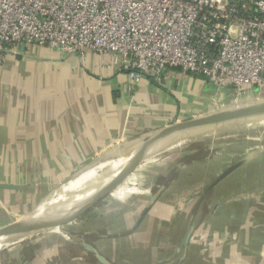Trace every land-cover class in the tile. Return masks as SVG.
Instances as JSON below:
<instances>
[{"label":"crops","instance_id":"crops-1","mask_svg":"<svg viewBox=\"0 0 264 264\" xmlns=\"http://www.w3.org/2000/svg\"><path fill=\"white\" fill-rule=\"evenodd\" d=\"M47 48L43 50L51 53L52 50L50 49L52 48ZM39 49L42 50V48ZM25 50L24 46L22 48L23 53ZM54 53L56 57L60 56L58 52ZM20 56L10 53L3 68L0 69V128L5 126L1 121L11 117V112L9 113L5 109V105L13 104V113L16 119L21 120L29 113V119H33L32 123L35 127L45 128L41 136L34 135V141L65 145L70 143L71 139L86 145L100 144L91 154L78 156L83 159H92L96 153L101 155L107 147L118 144L119 139L133 136L135 131L154 132L175 122L214 112L230 99L229 93H233L235 89L228 85L217 87L209 82L204 75H183L176 71L171 73L164 87L155 84L149 78H145L141 83L134 84L130 88L127 73L121 69L119 64L114 63L112 54L100 55L85 51L83 54L71 53L63 56L67 57L68 60L66 61L67 65L64 64V71L62 70L59 74V78L66 79L65 88L55 90L54 87V89H50L51 85H47L44 89L30 91L32 96L29 99L30 109L23 110L22 103L25 94L22 88L8 87L10 83L5 77L9 70L16 69L17 64L22 62ZM31 64L30 76L32 79H41L43 75L47 80L50 78L48 75L53 70L52 65L49 67L50 62L35 63L33 61ZM18 80L15 83L22 82L23 78ZM251 91H257V88L254 87ZM82 93L87 97L79 98V101L86 104L78 102L76 108L71 107L68 103L59 105V101L62 100L60 98L73 97L74 95L80 97ZM67 100L70 101V98L65 99V101ZM44 138L45 140H43ZM61 153L69 152L62 150ZM132 177L133 175L129 179L132 180ZM172 183H175V177L167 184L170 186L173 185ZM126 184L125 182L123 186H127ZM165 185L156 189L158 195L154 197L152 195V198L143 202L142 205H139L140 200L131 202L127 205L129 210L119 214L115 211L116 206L118 208L125 206L108 202L110 210L106 212L110 213L109 221L107 220L109 230L107 234H98V238L101 241L110 239V244L106 245L109 252L104 251L95 242L88 243L92 244L110 262L114 253L116 256H122L119 261L125 264H157L175 259L178 261L177 264H191L188 263L191 257L195 260L192 264H264V232H261L262 234L257 238L255 235L247 233L249 229L256 231V228L264 226V222L249 223V220L254 217V213L249 210L231 212L227 209L225 215H219L222 219L220 225H216L214 222L217 215L210 218L205 216L198 221L197 216L192 218L189 213L194 208L204 209L208 202L194 200L193 195H190L191 191L188 197L183 196V192L188 189L187 186H180L173 192H169L167 194V196L169 195L168 199L163 198L165 197L164 194L163 197H160L162 193L167 192ZM128 190L127 188L124 191H117L116 194L121 195ZM197 190L199 192V189H196V192ZM257 204H261V202H257ZM100 206L91 207L76 221L78 220L81 226L91 221L96 225L100 214L95 210ZM134 206L136 207L134 208ZM202 211H198L197 214H202ZM136 212H138L137 216H135ZM229 212L231 214L228 215ZM185 218H190L187 227L183 226L186 221ZM117 224L125 226L117 231ZM138 226L140 227L137 228ZM143 226L154 233L153 239L149 238L148 241L155 239L156 243L162 245L157 247L156 253L153 252L157 254L156 258H151L149 251V253L145 251L142 256L141 253L144 249L140 250L134 246V240L143 239V236L137 233L139 229H143ZM99 231L107 232V229L100 228ZM204 231L206 233L204 237L206 240L203 244L205 253L202 251L203 248H200L203 245L198 244L199 248L196 249L192 243ZM93 232L96 233V231ZM55 235L62 238L66 237L64 232ZM181 239L182 243H179ZM123 241H126L127 245L129 244L128 250H124L125 253L119 255L115 247L122 246ZM72 244L80 245L77 247V250L79 249L77 256L83 258L92 254L94 258L96 257L94 252L87 250L82 244ZM70 245L71 243H68L66 247L55 249V253L69 260L75 253L70 252ZM187 247H192V252L188 251ZM254 248L259 249L260 253L256 254Z\"/></svg>","mask_w":264,"mask_h":264},{"label":"rangeland","instance_id":"rangeland-1","mask_svg":"<svg viewBox=\"0 0 264 264\" xmlns=\"http://www.w3.org/2000/svg\"><path fill=\"white\" fill-rule=\"evenodd\" d=\"M23 47H21V50H18L20 52L17 54V56L21 55L20 57H22L20 59L22 62L17 64L20 69L16 66V69L9 70L5 77L8 83H10L8 87H15V89L22 88L25 94L22 109L29 110L31 106V103L29 104V99L32 97L30 91L44 89L47 85H51L50 89L54 87L55 90H61L66 87V79L59 78V74L62 70L64 71V66L67 65L66 61L68 58L63 56L70 55L71 53H60V51L55 49H50L52 51L48 53L43 50L48 49L46 46L34 45H25L26 50L23 53ZM39 48H42V50ZM54 52H58L60 56L58 55V57H56ZM33 61L35 63L50 62L49 67L52 65L53 70H51V72L49 71L51 74L48 75L50 76L48 80L45 79L44 75L41 79L31 78V63ZM1 68H3V66ZM20 74L22 75L23 81L17 84L15 82L19 81L18 79L21 78ZM77 95L66 97L70 98V101H65L66 98H60L62 100L59 101V105L68 103L71 107L76 108L77 103L80 102L79 98L84 99L87 97L83 93L82 95L80 94V97ZM229 95L230 99L227 100L220 109H238L241 106H248L249 108L256 105L258 106V101L264 102V93L251 91L248 88L240 90L234 89L233 93L230 92ZM5 109H7L9 113L11 112V117L3 119L1 122H3L5 126L0 128V229L19 221L24 215L32 211L42 197L48 194L54 187L84 166L97 160L117 144L107 147L105 149L106 152L104 150V153L102 152L101 155H99L100 153H96L94 155L95 157L92 159H83L78 156L91 154L100 144L86 145L71 139L70 143L65 145L56 143L51 144L46 141V143L34 141V135L41 136L45 128L35 127L32 123L33 119H29V113L21 120H19V118L16 119L13 113V104L8 106L5 105ZM197 130L199 129L183 132L174 138L190 134ZM263 132L264 127H261L256 133L254 132L255 134H259V136H253L254 139L243 141L241 139H243L242 137L244 136L239 134V136H236L237 138L234 139L216 143L199 142L181 149L155 154L141 161L131 173L125 176V178L108 193V195L95 204L101 205L100 208L95 210L100 214L97 218L98 221L96 225L91 221L81 226L79 221H76L74 218L75 220L72 219L62 224L59 229L49 233L37 232L30 235H22L23 237L14 243L1 242L0 264H100L101 262L96 257L94 258L92 254L83 258L77 256L76 254H78L79 250H77V247L80 245L78 246V244L72 243L82 244V240L84 239L87 243L95 242V244L101 246L104 251L109 252L106 245L110 244V239L108 241H101L100 238H98V234H107L109 230L108 219L110 213L106 212L110 210L108 202L111 201L114 205L123 204V207L125 206L124 208H118V206H116L115 211L119 214L122 211L129 210L127 205L131 202L134 203L140 200L139 205H142L143 202L152 198V195L153 197L158 195L159 193L156 192V189L165 184L167 192L162 193L160 197L165 195L163 198L168 199L169 195L167 196V194L169 192H173L174 189L180 188V186H187L188 189L183 192V196L188 197L191 191L190 195H193L192 198L194 200L208 202V205H206L204 209L194 208L192 212L189 213V216H192V218L197 216L196 218L198 221L205 218V216H209L210 218L213 215H217L214 222L216 225H220L222 219L219 215H225V211L231 210L232 212L238 210L242 212L243 210H249L255 214L253 215L254 217L249 220L250 224L264 222V202H262V200H264ZM151 134L152 133L149 131H135L133 136L119 139L117 142L142 143L147 141ZM43 140H45V138ZM62 150L68 151L69 153H61ZM129 169L130 168L125 172ZM228 169L232 170L230 173L225 174ZM131 175H133L132 180L129 179ZM174 177L175 183L169 186L167 183L172 181ZM167 180H169V182L166 183ZM125 182L127 186H123ZM99 184V187L94 189L92 195L96 194L98 189L99 191L104 189L103 184L108 185L109 180L102 179ZM110 186L101 196L109 190ZM127 188L129 190L125 193L121 195L116 194L117 191H124ZM196 189H199V192L198 190L196 192ZM89 196L87 199H90L91 196ZM89 199L86 202H88ZM257 202H261V204H257ZM136 206H134V208ZM200 210H203L202 214L198 213V215L197 212ZM137 213L138 212L135 213V216H137ZM229 214L231 213L229 212L228 215ZM102 218H104V220H102ZM185 219L186 221L183 226L187 227L190 223V218ZM117 225H113L117 226V231L125 226H120V224ZM139 227L140 226L137 228ZM100 228L104 230L107 229V232L99 231ZM93 231H96L97 234ZM63 232L66 234L67 238L55 235L62 234ZM261 232H264V226L256 228V231L249 229L247 233L253 236L255 235V238H257L262 234ZM137 233L141 234L143 239L134 240V246L138 247L140 250L144 249L141 253L142 256L145 251H149L151 252L150 257L156 258L157 254L153 252L156 253L157 247L162 245H159L158 242L156 243L155 239L153 241H148L149 238L153 239L154 233L150 232V229H147V227L144 228V226L143 229H139ZM205 236L206 233L204 231L200 233L199 238L192 241L196 249L199 248V245L202 246L205 243ZM68 243H71L69 247L70 252H75L73 255L74 257L72 256L69 260L55 253V249L66 247ZM126 243V241H123L122 246L115 247L117 249V254H124V250H128L127 247L129 244L127 245ZM179 243H182V239ZM192 247H187L188 251L190 250L192 252L194 248ZM200 248H203L202 251L205 253L204 245ZM181 250L183 252V249ZM253 250L256 254L260 253L259 249L254 248ZM117 257L118 259H116ZM120 257L122 256H116V254L113 253L111 259L109 257L111 262L107 260L112 264H125L119 261ZM141 258L140 256V259ZM192 262H195V260L191 257L188 263L192 264ZM177 263L178 261L175 259L174 261L157 264Z\"/></svg>","mask_w":264,"mask_h":264},{"label":"built area","instance_id":"built-area-1","mask_svg":"<svg viewBox=\"0 0 264 264\" xmlns=\"http://www.w3.org/2000/svg\"><path fill=\"white\" fill-rule=\"evenodd\" d=\"M29 44L112 54L130 88L176 71L264 93V0H0V68Z\"/></svg>","mask_w":264,"mask_h":264},{"label":"bare ground","instance_id":"bare-ground-1","mask_svg":"<svg viewBox=\"0 0 264 264\" xmlns=\"http://www.w3.org/2000/svg\"><path fill=\"white\" fill-rule=\"evenodd\" d=\"M261 127H264V106L255 109L249 114L228 118L213 125L198 128L199 130L184 136L174 138L179 134L175 135L153 146L145 144V142L134 144L123 141L118 143L97 160L84 166L54 187L42 197L32 211L19 219L20 224L32 227L25 228L27 233L24 235L37 232L49 233L59 229L62 224L79 216L84 209L92 206L99 198L104 197L109 191L114 189L125 176L131 173L132 167H136L141 161L155 154L181 149L199 142L216 143L226 141L237 138L236 136H239V134L244 136L241 139L243 141L254 139L253 136H259V134L255 133ZM128 168L130 169L125 172ZM102 179L109 180V184H103L104 189L101 191L98 189L96 194L92 195L94 189L101 185L99 182ZM109 186V190L101 196ZM88 196L90 199L88 198L89 201L86 202ZM22 237L0 238V246L2 245L1 242L14 243Z\"/></svg>","mask_w":264,"mask_h":264},{"label":"water","instance_id":"water-1","mask_svg":"<svg viewBox=\"0 0 264 264\" xmlns=\"http://www.w3.org/2000/svg\"><path fill=\"white\" fill-rule=\"evenodd\" d=\"M262 106H264V102L258 101V106L256 105V106H252L249 108H248V106H241L238 109L237 108L236 109L235 108L220 109V110L211 112V113L204 115V116H200V117H196V118H192V119H187V120H183L180 122H175L173 124H170V125L162 128V129H160V130L151 132L152 134L150 135V138L147 141H145V144H149L150 146H153L154 144H158L159 142H162L166 139H169V138H171L175 135H178L180 133H183L187 130L198 129V128H202L205 126L213 125V124L217 123L218 121H222V120H225L228 118L243 116V115L249 114L250 112H252L255 109L260 108ZM134 169H135V166L132 167L130 172H132ZM231 170L232 169H228V171L225 174L230 173ZM108 193H110V191ZM106 195H108V194H106ZM102 198L103 197L99 198L98 201H100ZM95 204L84 209L82 211V213L79 216H77L75 219L79 218L82 214H84L87 210H89ZM25 228H32V227H26L23 224H20L19 221H16V222L10 224L9 226L0 229V238L22 236L25 233H27ZM82 245L87 250L94 252L96 258L102 264H110V262L103 255H101L92 244L87 243L83 239Z\"/></svg>","mask_w":264,"mask_h":264}]
</instances>
